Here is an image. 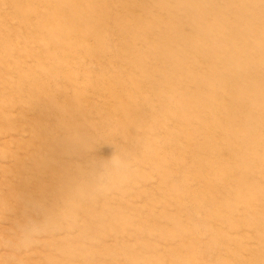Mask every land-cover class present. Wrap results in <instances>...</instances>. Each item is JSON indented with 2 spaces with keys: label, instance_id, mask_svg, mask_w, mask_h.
Listing matches in <instances>:
<instances>
[{
  "label": "rangeland",
  "instance_id": "obj_1",
  "mask_svg": "<svg viewBox=\"0 0 264 264\" xmlns=\"http://www.w3.org/2000/svg\"><path fill=\"white\" fill-rule=\"evenodd\" d=\"M0 264H264V0H0Z\"/></svg>",
  "mask_w": 264,
  "mask_h": 264
},
{
  "label": "clouds",
  "instance_id": "obj_2",
  "mask_svg": "<svg viewBox=\"0 0 264 264\" xmlns=\"http://www.w3.org/2000/svg\"><path fill=\"white\" fill-rule=\"evenodd\" d=\"M115 161H120L118 167L114 166ZM99 169V179L103 183H115L126 179V173L128 169V163L118 153L114 154L106 160L99 161L96 164ZM56 225L46 220L42 224H36L32 221H27L20 226L18 236V247L27 248L36 242V237L44 234L50 228H54Z\"/></svg>",
  "mask_w": 264,
  "mask_h": 264
}]
</instances>
